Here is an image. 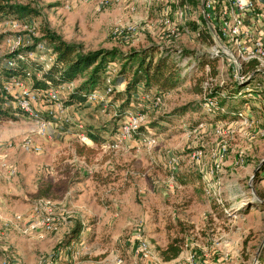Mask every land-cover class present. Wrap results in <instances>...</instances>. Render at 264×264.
<instances>
[{"label": "rangeland", "instance_id": "374dc122", "mask_svg": "<svg viewBox=\"0 0 264 264\" xmlns=\"http://www.w3.org/2000/svg\"><path fill=\"white\" fill-rule=\"evenodd\" d=\"M184 1L10 0L29 4L37 13L26 18L34 29L17 32L7 30L0 15V70L15 56L4 46V36L23 35L29 45L18 51L26 53L34 39L41 37L43 27L84 51L128 50L153 42L187 67L193 63L194 53L210 54L216 42L203 41L197 34L205 27L212 34L201 21L202 0H188L183 18L179 14ZM256 9L264 16V0ZM163 16L178 27L172 35H164ZM191 21L195 30L188 26ZM129 24L144 26V30L128 37L112 35L116 27ZM217 57L218 73L212 87L232 84L235 79L229 58L225 54ZM245 64L241 73L249 72V76L238 82L246 94L240 99L247 98L248 103H240L237 110H245L255 125L228 115L226 107L207 113L196 81L201 77L204 85V66L197 70L189 66L181 87L161 93L139 89L127 108L121 107L125 82L115 84L116 90L106 99L82 105L66 104L70 93L62 92L60 101L70 121L44 111L51 122L44 136L34 131L33 122L4 94L2 85L9 76L0 71V108L13 116L0 117V215L9 222L15 214L27 216L34 205L49 201L42 204L40 215H48L56 226L40 237L23 234L10 224L4 226L0 264L6 258L11 264H264V136L257 131L264 126V78ZM114 68L117 74L119 65ZM36 75L40 77V72ZM79 82L73 81V87ZM143 92L161 95L160 103L142 100ZM128 109L145 114V125L126 144L114 150L105 148ZM224 113L227 117L221 118ZM219 124L223 125L222 136L214 132ZM86 125L99 130L100 143L81 141L79 134ZM26 136L40 146L39 152L22 146ZM145 137L154 142L147 144ZM224 144L227 151L222 154ZM77 146L94 152L84 149V155H79ZM12 169L14 173L9 174ZM206 177L212 181L208 183ZM50 182L56 188L46 196L39 195L38 188ZM77 222L83 227L80 239L68 247L60 246ZM138 230L147 244L148 257L138 251ZM174 237L183 240L181 252L164 261L158 248ZM50 257L51 263L44 262Z\"/></svg>", "mask_w": 264, "mask_h": 264}, {"label": "built area", "instance_id": "2783aa9c", "mask_svg": "<svg viewBox=\"0 0 264 264\" xmlns=\"http://www.w3.org/2000/svg\"><path fill=\"white\" fill-rule=\"evenodd\" d=\"M165 1L168 2L173 0ZM259 1L261 0H204V16L207 21L211 22L210 25H212L216 37L221 42L218 43L211 34L216 44L211 47L209 52L213 56H222L225 54L229 58V65L232 68V76L235 81L245 80L247 76H249V72L241 73V66L252 61L255 63V70L259 71L261 77L264 78V16L256 9V5ZM187 2L188 0H185L183 3L185 4ZM183 8L184 9L180 11L179 15L184 18L187 14L188 7L185 4ZM161 22L167 29V32L164 33L166 36L172 35L178 29L177 25L166 16H163ZM199 22L200 21L197 23ZM4 25L7 27V30L15 32L20 31V28L28 31L34 29L31 21H27L26 18L17 19L4 16ZM202 25L203 24L200 23V25L197 26L198 30H201ZM139 30H144V26L138 27L136 24H129L126 27H116L112 31V35L114 37H128L131 34L137 33ZM197 34H199V32ZM3 39L4 46L8 49V52L15 53L14 58L6 60L8 66L14 65L18 60H26L35 56L34 58L44 65V69H48L55 59L51 48H48L44 41L37 42L34 52L24 53L17 52L20 48L29 45L28 41L25 43L23 35L17 33L6 34ZM114 73V66L109 65L107 75L102 85L93 89L87 95L86 101L94 102L100 99L103 100L113 94L116 90V85L113 83ZM203 73L206 76V81H204L203 85V107L207 113H212L217 105L218 97L210 94L214 77L211 75V67L209 64L204 65ZM2 87L8 94L13 96L14 107L33 122L34 131L38 135L44 136L51 123L50 120L44 117V111L53 118L63 119L67 122L70 121V117L66 115V108L60 101V94H62V92L70 93L74 89L73 81L62 83L48 89L34 88L31 81V73L27 71L25 72L24 78L13 75L9 76L8 81L3 83ZM220 96H225V93L222 92ZM141 98L154 105L159 104L161 101V95H152L149 92H143ZM235 114L239 119H243L247 125L252 126L254 124L252 119L246 117L245 110H238ZM145 123V114L138 111L135 112L133 109L126 110L116 130V134L113 136L114 138L108 140L104 147L114 150L119 148L122 144H126L135 135H139V130ZM79 127L82 126L79 125ZM257 131L259 135L264 136V126H258ZM214 132L217 136H222L223 125H215ZM79 137L85 144H88V142L91 143L89 137L84 133L79 134ZM143 139L147 144H152L154 142V139L150 137H145ZM22 146L27 150H33L35 152H39L41 149L29 136H26L22 140ZM220 151L222 154L226 153L227 147L225 144ZM239 161L243 163V158L241 157ZM13 173V169L9 170V174ZM206 180L209 183L212 181V177H206ZM207 189L209 190V185ZM217 202H220V200ZM44 203L47 204L49 201L34 205L27 216L19 213L15 214L14 219L9 222L0 215V234H2V228L8 224L23 234L33 235L35 237H40L45 232L54 231L56 226L51 218L48 215H40L42 204ZM45 211L49 215L52 214L50 208H45ZM136 234L138 251L142 256L148 257L150 253L145 240L141 237L139 230ZM44 262L51 263V257L48 260L44 259ZM117 262L120 263L121 259L118 258ZM1 264L11 263L9 259L6 258Z\"/></svg>", "mask_w": 264, "mask_h": 264}, {"label": "trees", "instance_id": "16d2710c", "mask_svg": "<svg viewBox=\"0 0 264 264\" xmlns=\"http://www.w3.org/2000/svg\"><path fill=\"white\" fill-rule=\"evenodd\" d=\"M190 1L194 3L195 0ZM35 13L37 11L29 4H16L11 3L10 0H0L1 16L12 15L14 18L23 19L29 18L30 15H36ZM188 26L191 30L196 29L194 21L188 22ZM40 33L41 37L34 39L36 42L31 45L32 47L29 52L35 51L37 42L44 41L47 47L51 48L52 54L55 56V59L48 69H44V65L36 58H29L26 60H18L11 66H8L5 61L0 71H4L8 76L13 75L21 78H24L25 72L29 71L31 73L33 87L39 89H48L62 83L80 79L78 85L70 92L68 98L65 100V103L68 105L85 104L87 102V95L93 89L102 85L109 65H119L113 83L119 84L125 82L124 92L126 93V98L123 100L122 108L128 107L131 96L139 90V86L143 90L155 89L158 93L181 87L187 80V75L190 71L186 69L189 66L195 67L197 70L198 68L202 69L205 64H209L211 67V75L215 77L218 73L217 62L219 58L209 53H194L195 56H193L192 63L194 66L189 64V66L187 65L185 67L178 60L174 59L169 50L159 49L153 42H149V45L145 47H130L128 50L109 48L84 51L80 46L66 42L48 27L41 28ZM198 36L203 41L213 42L211 33H209L207 27L203 28ZM18 52H22V50ZM155 53L158 54L155 55ZM183 53L185 55L190 54L191 56L193 54L187 50H184ZM248 67L254 68L255 63L250 62ZM37 72H40V77H37ZM203 80L201 77L196 78V81L201 86L198 89L195 87L198 92L204 91V87L202 86ZM242 88L243 86L238 81H233L232 84L227 83L221 86L216 85V87H211L210 94L220 98L214 109L220 111L219 108L224 109L226 107V111H229L226 112L228 115L236 116L235 113L238 111L237 107L239 104L248 103L247 98L240 99L245 94L244 91L241 92ZM3 91L6 96L13 99V96L8 94L4 88ZM222 92L225 93V96L220 97ZM122 95L119 93L118 97L121 98ZM4 98L6 97L4 96ZM226 113L222 114L221 118L227 117ZM0 117L11 118L13 116L0 108ZM84 134L94 144L100 143L103 140V136L99 130L90 125L85 126ZM76 149L79 155H84V149L90 154L94 152L92 148H85V146H77ZM53 188H56V184L50 182L46 186L39 187L37 191L39 195L46 196ZM82 231L83 227L77 222L61 241L60 246L68 247L77 242L82 235ZM182 241V238L174 237L169 240L164 248H158L162 259L164 261H170L177 258L181 252Z\"/></svg>", "mask_w": 264, "mask_h": 264}, {"label": "crops", "instance_id": "0c3cea01", "mask_svg": "<svg viewBox=\"0 0 264 264\" xmlns=\"http://www.w3.org/2000/svg\"><path fill=\"white\" fill-rule=\"evenodd\" d=\"M200 7H201V3H200ZM205 20H206V19H205L204 12H203V13L201 14V21L206 22V25L208 26L207 21H205ZM139 89H142V87L139 86ZM139 94H140V91L138 90L135 94H133L132 97H138ZM246 105H247V103H246ZM80 128H81V127H80ZM89 140L91 141V144H94L90 138H89Z\"/></svg>", "mask_w": 264, "mask_h": 264}, {"label": "water", "instance_id": "95a60500", "mask_svg": "<svg viewBox=\"0 0 264 264\" xmlns=\"http://www.w3.org/2000/svg\"><path fill=\"white\" fill-rule=\"evenodd\" d=\"M201 8H202V10H203V12H204V0H202V2H201ZM204 15H205V12H204ZM207 24H208V27L210 28V30H211V32H212V35H213V37L216 39V41L218 42V43H221L219 40H218V38L216 37V35H215V33H214V30L212 29V27H211V25H210V23L207 21ZM263 162H264V160H263Z\"/></svg>", "mask_w": 264, "mask_h": 264}]
</instances>
